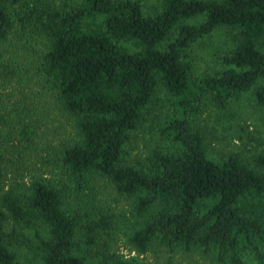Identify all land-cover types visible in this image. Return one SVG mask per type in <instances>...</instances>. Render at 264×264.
<instances>
[{
    "label": "trees",
    "instance_id": "trees-1",
    "mask_svg": "<svg viewBox=\"0 0 264 264\" xmlns=\"http://www.w3.org/2000/svg\"><path fill=\"white\" fill-rule=\"evenodd\" d=\"M219 29L232 44L199 70ZM263 38L264 0H0V264H21L11 220L40 264H147L154 244L264 264V149L215 159L197 124L207 101L264 110ZM39 148L59 180L36 172ZM11 166L34 172L3 189ZM71 189L96 205L70 211Z\"/></svg>",
    "mask_w": 264,
    "mask_h": 264
},
{
    "label": "rangeland",
    "instance_id": "rangeland-1",
    "mask_svg": "<svg viewBox=\"0 0 264 264\" xmlns=\"http://www.w3.org/2000/svg\"><path fill=\"white\" fill-rule=\"evenodd\" d=\"M143 1L147 6H152L156 3V0ZM194 22L197 23L198 20ZM231 44V37L225 29H219L214 32L204 43L196 47L193 53L198 69L213 68L217 53L228 49ZM260 47L264 52V38L260 41ZM207 103L202 113L198 115L197 124L205 133L211 156L218 160H223L228 156H237L243 162L250 163L253 155L264 149V110L254 107L245 98L228 104L226 108L217 107L210 101H207ZM48 139L53 148L55 144H59L61 136H58L57 140H53L50 134ZM143 147V144L139 145V149ZM27 157L25 160H27V165H29ZM31 159L37 163L36 168H40L36 172H48V175L54 173L53 176H56L57 180L62 176L61 169L57 167L56 159L52 155L47 154L42 148H39L35 155L32 153ZM31 172H34L33 168H31ZM31 172H22V169L17 171L16 167L11 166L9 175L5 178L3 189H8L12 182L15 183L20 179L21 182L24 180L25 182L29 181L32 176ZM2 193L3 191H0V197ZM110 199V203L114 204L116 210L118 212L121 211L125 215L123 220L128 218L130 222H134L135 218L133 212H131V204L124 203V201L116 203L113 198L110 197ZM94 202L85 196L84 193H76L72 189L70 190V195L66 197V204L72 212H83L90 208ZM43 229H45V226L39 223L37 230L42 233ZM9 230L11 234L10 246L17 253L20 263L40 264L39 256L32 251V248L38 243L36 237H32L35 230L16 225L14 220H11ZM23 234L28 235V237L23 236ZM116 244L126 256L138 255L136 252L130 251L125 233H120L119 241ZM140 258L142 262L147 264H220L213 261L212 256H207L196 250L185 251L179 247L171 249L160 244H154L145 254L140 255Z\"/></svg>",
    "mask_w": 264,
    "mask_h": 264
}]
</instances>
